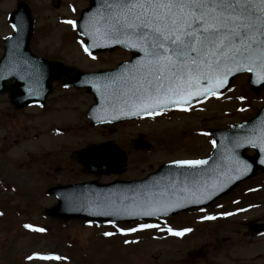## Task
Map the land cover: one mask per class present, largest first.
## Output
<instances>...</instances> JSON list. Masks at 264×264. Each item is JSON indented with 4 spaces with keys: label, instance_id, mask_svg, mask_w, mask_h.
Instances as JSON below:
<instances>
[{
    "label": "rangeland",
    "instance_id": "rangeland-1",
    "mask_svg": "<svg viewBox=\"0 0 264 264\" xmlns=\"http://www.w3.org/2000/svg\"><path fill=\"white\" fill-rule=\"evenodd\" d=\"M18 1L0 0V54L4 39L13 33L9 14ZM25 1L35 18L31 40L35 53L84 71L110 69L131 58L123 49L85 51L84 39L67 21L79 18L90 0ZM67 80H56L45 112L29 108L18 114L11 109L8 95H0V264H264V235L252 236L247 225L250 220L264 221V174L215 202L231 208L221 220L198 223L202 217L198 211L176 215L178 228L192 223L191 235L186 237L170 235L162 240L166 234L157 222L150 225L159 227L142 228L144 224L138 222L92 223L45 216L46 209L57 203L47 192L53 185L143 178L164 161L209 155L214 148L209 129L255 116L264 105V88L255 92L249 75L242 74L221 96L208 97L183 111L92 128L86 111L94 103L93 95L63 88ZM135 139L148 142L150 148L146 152L137 148ZM107 140L125 154L122 173L100 176L77 162L78 149ZM214 207L207 213L217 212ZM199 249L205 251L204 257L183 262L187 252ZM45 253L61 259L35 258Z\"/></svg>",
    "mask_w": 264,
    "mask_h": 264
},
{
    "label": "water",
    "instance_id": "water-1",
    "mask_svg": "<svg viewBox=\"0 0 264 264\" xmlns=\"http://www.w3.org/2000/svg\"><path fill=\"white\" fill-rule=\"evenodd\" d=\"M103 4L104 0H91L90 7L83 10L82 17L77 22L86 38L88 51L92 53L125 47L137 55L114 71L87 73L78 70L74 75V85L89 86L97 94L99 104L91 107L88 112L94 124L133 118L170 106L189 104L210 95L194 96L166 107L148 108L139 111L138 115L131 114L138 109L123 102L122 84L136 75L135 69L138 62H143L144 53L139 48L130 46L129 37L104 35L97 31L101 25H97L96 21L103 11ZM11 19L15 34L7 38L5 53L0 59V92L10 91L11 100L17 108L33 102L44 103L52 90V81L70 68L61 62H49L33 55L30 48L33 19L27 4L19 3L17 10L11 14ZM242 72L249 71L237 72L233 69L224 79L223 86L216 87L214 93L225 90L231 79ZM251 73L250 84L256 89L260 88L264 84V77ZM13 78L16 82L6 85ZM103 94L106 98L101 101ZM212 133L217 139V147L206 164L181 170L179 176L173 172V167L178 163H173L163 166L142 181L117 180L109 184L93 181L54 186L49 189V193L56 195L58 203L47 210V215L66 219L131 221L154 215L174 214L194 206H206L255 175L259 168L264 170V110L254 120L229 129L213 130ZM103 147L106 146L81 150L80 161L90 171L99 174L121 172L122 157H117L114 152L107 159L101 157V152L106 150ZM248 147H255L259 154L252 159L247 158L244 153ZM94 152L98 157L92 156ZM252 230L264 231V224H254Z\"/></svg>",
    "mask_w": 264,
    "mask_h": 264
},
{
    "label": "snow or ice",
    "instance_id": "snow-or-ice-1",
    "mask_svg": "<svg viewBox=\"0 0 264 264\" xmlns=\"http://www.w3.org/2000/svg\"><path fill=\"white\" fill-rule=\"evenodd\" d=\"M96 23L98 32L129 37L144 53L136 75L122 84L123 102L138 109L133 115L214 94L233 69L264 77V0H104ZM168 231L182 236L191 229Z\"/></svg>",
    "mask_w": 264,
    "mask_h": 264
}]
</instances>
